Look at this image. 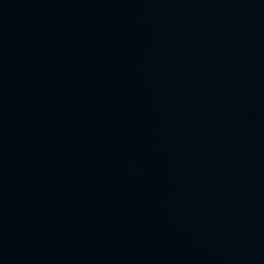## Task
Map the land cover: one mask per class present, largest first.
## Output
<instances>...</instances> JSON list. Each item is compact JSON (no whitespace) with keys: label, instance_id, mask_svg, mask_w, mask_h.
Returning a JSON list of instances; mask_svg holds the SVG:
<instances>
[{"label":"water","instance_id":"1","mask_svg":"<svg viewBox=\"0 0 264 264\" xmlns=\"http://www.w3.org/2000/svg\"><path fill=\"white\" fill-rule=\"evenodd\" d=\"M0 83L151 264H264V0H0Z\"/></svg>","mask_w":264,"mask_h":264}]
</instances>
